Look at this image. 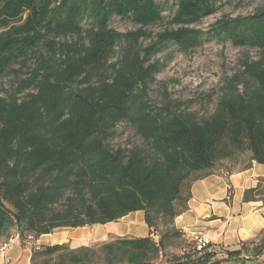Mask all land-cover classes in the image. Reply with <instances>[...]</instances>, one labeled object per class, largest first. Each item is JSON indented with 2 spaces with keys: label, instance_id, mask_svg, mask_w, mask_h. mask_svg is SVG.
Returning <instances> with one entry per match:
<instances>
[{
  "label": "trees",
  "instance_id": "1",
  "mask_svg": "<svg viewBox=\"0 0 264 264\" xmlns=\"http://www.w3.org/2000/svg\"><path fill=\"white\" fill-rule=\"evenodd\" d=\"M219 1L174 0L171 23L178 27L144 47L143 37H152L145 27L164 18L161 0H0V77L34 61L18 86L0 88V243L15 231L23 242L141 210L146 237L41 245L31 264H155L177 240L187 242L186 253L170 264H223L210 245L189 248L174 220L188 208L192 184L215 173L218 162L249 152L239 170L264 164V5L213 26L214 35L259 55L244 62L211 113L149 95L162 70L153 57L171 41L196 45L192 25L222 7ZM114 16L140 28L120 32L110 25ZM68 35L74 42L58 41ZM124 122L140 142H114ZM243 200L264 204V176ZM252 245L243 242L226 258L248 264L244 255H262L264 233Z\"/></svg>",
  "mask_w": 264,
  "mask_h": 264
},
{
  "label": "rangeland",
  "instance_id": "2",
  "mask_svg": "<svg viewBox=\"0 0 264 264\" xmlns=\"http://www.w3.org/2000/svg\"><path fill=\"white\" fill-rule=\"evenodd\" d=\"M161 3L165 9L164 18L155 25L145 27L144 30L148 31L152 37H143L141 42L144 47L157 38L156 33L178 27L171 23L175 10L174 0H161ZM218 4H222V7L214 14L192 25L199 34L196 45L185 49L171 41L164 45L163 49L153 57L152 61L159 60L162 64V70L156 75L155 81L150 86L149 95L152 101L162 104L166 100H171L181 108L194 110L200 115L211 113L215 109L220 95L226 89L228 82L237 77L244 68V62L249 58L257 59L259 50L256 47L236 46L229 38L214 35L213 26L223 16L237 17L254 13L258 7L264 5V0H221ZM110 25L123 33L140 28V25L135 24L131 19L117 16L111 19ZM75 39L76 36L68 35L58 38V41L71 43ZM41 53L48 55L45 47H42ZM36 57L37 55H35ZM29 65L33 67L34 61H31ZM30 67H24L21 70L20 64H15L13 69L18 71V74L15 71H10L0 77V88L9 90L19 77H21L20 79L29 77ZM16 86H18L17 82L14 84V87ZM130 141L140 142V139L129 124L126 122L120 123L114 142L125 144ZM237 158V160L227 159L218 162L212 172L226 171L233 173V171L243 168L250 162L251 154L245 152ZM190 182L191 179L187 183ZM159 230H163L162 225ZM34 241L35 239L27 240L25 238L21 245L30 246L33 251L36 247ZM185 246H187V242L175 241L174 245L167 249L166 255L155 260V264H170L175 258L174 256L181 257L185 255ZM0 252H3L1 244ZM219 257L224 258L223 264H239L240 262V259L237 258H226L227 255L224 252H220ZM257 264L264 263L259 262Z\"/></svg>",
  "mask_w": 264,
  "mask_h": 264
},
{
  "label": "crops",
  "instance_id": "3",
  "mask_svg": "<svg viewBox=\"0 0 264 264\" xmlns=\"http://www.w3.org/2000/svg\"><path fill=\"white\" fill-rule=\"evenodd\" d=\"M264 176V164L253 162L247 170L215 172L195 181L191 186L188 208L176 216L174 225L183 237L194 244L200 232L209 240L210 249L220 252L239 250L243 242L256 243L264 233V204L262 201L243 200L245 190L255 187ZM231 191V193H230ZM231 194V196H230ZM150 229L143 211H133L123 218L106 224L76 228H57L35 239L41 245L69 243L72 248L102 243L115 237H146ZM253 246V245H252ZM252 246H249L252 248ZM32 249L21 242L0 252V264H31ZM248 264L264 263L260 256L244 255Z\"/></svg>",
  "mask_w": 264,
  "mask_h": 264
},
{
  "label": "built area",
  "instance_id": "4",
  "mask_svg": "<svg viewBox=\"0 0 264 264\" xmlns=\"http://www.w3.org/2000/svg\"><path fill=\"white\" fill-rule=\"evenodd\" d=\"M155 238L158 236L155 235ZM28 239H31L32 237H27ZM18 242H21V233L19 231L13 232L9 237H7L5 240H3L1 244V250L5 252L8 248L14 246ZM209 245V240L206 236H204L202 233L198 232L195 234V241L193 246L191 245L189 248L194 249H202Z\"/></svg>",
  "mask_w": 264,
  "mask_h": 264
}]
</instances>
